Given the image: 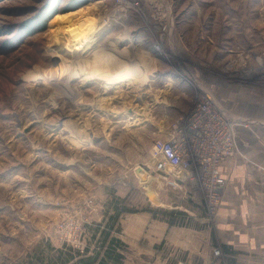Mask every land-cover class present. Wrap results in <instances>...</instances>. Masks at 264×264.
I'll use <instances>...</instances> for the list:
<instances>
[{"label":"rangeland","instance_id":"1","mask_svg":"<svg viewBox=\"0 0 264 264\" xmlns=\"http://www.w3.org/2000/svg\"><path fill=\"white\" fill-rule=\"evenodd\" d=\"M207 97L264 138V0H0V264H100L87 258L115 206L168 222L178 205L177 223L212 228L228 176L210 207L199 183L154 167ZM108 224L105 247L122 230ZM183 242H121L108 264H224L201 234Z\"/></svg>","mask_w":264,"mask_h":264},{"label":"crops","instance_id":"2","mask_svg":"<svg viewBox=\"0 0 264 264\" xmlns=\"http://www.w3.org/2000/svg\"><path fill=\"white\" fill-rule=\"evenodd\" d=\"M246 122L240 134L241 150L222 168L223 174L228 176V185L223 190L227 198L223 197L224 209L212 228L205 224L201 228L177 225V218L182 216L176 213L183 211L177 205L168 212H174L171 217L174 225L154 219L150 212L142 216L133 213L131 218L117 220L122 230L114 237L130 249H134L142 237H147L151 245L165 241L174 249H183V234L190 231L205 237L208 247L219 246L224 264H264V138L253 137L256 135L253 125L257 127L258 123ZM259 126L264 128V125Z\"/></svg>","mask_w":264,"mask_h":264},{"label":"built area","instance_id":"3","mask_svg":"<svg viewBox=\"0 0 264 264\" xmlns=\"http://www.w3.org/2000/svg\"><path fill=\"white\" fill-rule=\"evenodd\" d=\"M206 99L182 128L179 122L173 125L172 134L157 149L154 167L165 176L177 172L199 183L209 206L215 207L226 183L222 168L235 153L234 124L246 126L247 122L216 111L210 98ZM213 253L220 252L214 249Z\"/></svg>","mask_w":264,"mask_h":264},{"label":"trees","instance_id":"4","mask_svg":"<svg viewBox=\"0 0 264 264\" xmlns=\"http://www.w3.org/2000/svg\"><path fill=\"white\" fill-rule=\"evenodd\" d=\"M30 26V25H29ZM28 27V29H31V27ZM114 211H115V214H113V216H109L108 220L111 222V223H115L119 216H120V212H119V208L118 206H115L114 207ZM149 212H153V214L156 212L154 210H151ZM162 213H165V214H168V212H165V211H160ZM157 213V212H156ZM174 214V212L168 214L170 217L169 219H167V223L170 224V225H174V221L172 220V215ZM182 217H185L186 214L184 213H176ZM154 217H157V216H154ZM108 222V223H110ZM106 224V226H102V225H96V228H95V232H100V234L103 235V240H101V244L100 246L98 247L99 250L95 253L94 256H92V258H87L90 259V260H93L92 263H94L96 260L99 261L100 264H108V262L110 263L111 261L115 262V261H120L122 259V254L118 251V249L120 247H122L121 245V242L119 239L115 238V237H111L108 244L106 247L104 246V244L106 243V241L108 240L109 236H110V231L112 229V225L113 224ZM182 225V226H186V225H183L182 223H177V225ZM99 229H102L101 231ZM105 248V250H104ZM88 250L86 249V252ZM81 264H89L91 263L90 261H87L86 262V259L85 260H80Z\"/></svg>","mask_w":264,"mask_h":264},{"label":"bare ground","instance_id":"5","mask_svg":"<svg viewBox=\"0 0 264 264\" xmlns=\"http://www.w3.org/2000/svg\"><path fill=\"white\" fill-rule=\"evenodd\" d=\"M77 40H79V39H77ZM80 41H76L75 42V45L78 47L77 50L81 49L82 45L85 43V38L83 37L82 40H80ZM127 76L128 75L124 73V75H121V76L119 75V77H116L114 80H112V82H114V83L121 82V80H125V79H127L129 77V76L128 77ZM101 78H102V76H101ZM109 78L111 79V77H109ZM110 79L108 81H110Z\"/></svg>","mask_w":264,"mask_h":264}]
</instances>
